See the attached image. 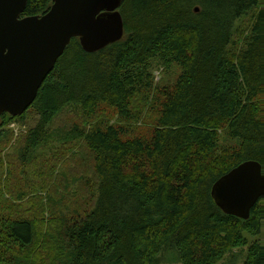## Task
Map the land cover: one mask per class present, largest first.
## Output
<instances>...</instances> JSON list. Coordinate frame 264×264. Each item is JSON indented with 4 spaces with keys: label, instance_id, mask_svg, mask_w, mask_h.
<instances>
[{
    "label": "trees",
    "instance_id": "obj_1",
    "mask_svg": "<svg viewBox=\"0 0 264 264\" xmlns=\"http://www.w3.org/2000/svg\"><path fill=\"white\" fill-rule=\"evenodd\" d=\"M53 0H29L22 17ZM199 8V12L195 9ZM125 35L72 39L23 114L0 116V264H264V196L248 220L213 185L264 174V0H125ZM155 65L177 68L155 85ZM33 113V117H29ZM29 126L13 140L9 126Z\"/></svg>",
    "mask_w": 264,
    "mask_h": 264
},
{
    "label": "water",
    "instance_id": "obj_2",
    "mask_svg": "<svg viewBox=\"0 0 264 264\" xmlns=\"http://www.w3.org/2000/svg\"><path fill=\"white\" fill-rule=\"evenodd\" d=\"M29 0H0V116L23 115L72 39L87 53L99 52L125 35V0H53L41 16L22 17ZM199 12V8L195 9ZM216 205L248 220L264 196L263 166L245 161L212 187Z\"/></svg>",
    "mask_w": 264,
    "mask_h": 264
},
{
    "label": "rangeland",
    "instance_id": "obj_3",
    "mask_svg": "<svg viewBox=\"0 0 264 264\" xmlns=\"http://www.w3.org/2000/svg\"><path fill=\"white\" fill-rule=\"evenodd\" d=\"M180 70L177 68L172 69H165L163 66L155 65L154 68V77H155V85H161V84H168L173 83L176 79V77L179 75ZM33 113L30 114V118L33 117ZM29 126L27 123L20 124V123H12L9 126L10 131L14 133L13 140L11 144L7 145L5 148V153H14L15 149L13 147L16 145L17 141L21 138V136L25 135L27 133ZM249 241H260L264 242V225L262 228V232L257 237H249ZM247 252L248 248L244 249H236L233 250L231 253H229L225 259L220 264H243L247 258ZM159 264H181L179 256L177 252L171 247L167 246L160 257Z\"/></svg>",
    "mask_w": 264,
    "mask_h": 264
}]
</instances>
